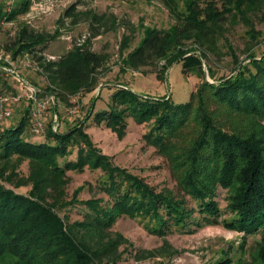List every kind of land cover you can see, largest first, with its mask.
I'll list each match as a JSON object with an SVG mask.
<instances>
[{"label":"trees","instance_id":"1","mask_svg":"<svg viewBox=\"0 0 264 264\" xmlns=\"http://www.w3.org/2000/svg\"><path fill=\"white\" fill-rule=\"evenodd\" d=\"M164 1L176 22L168 28L147 27L125 63L140 69L161 60L167 67L181 60L186 73L198 69L204 80L189 101L178 104L167 95L144 96L119 85L109 107L98 111L95 120L120 137L126 134L128 118L150 124L144 140L169 160L179 193L158 190L116 164L86 129L92 114L67 128L61 121L55 129L50 121L37 133L27 109L17 124L0 128V264H119L133 244L114 228L121 216L147 219V229L164 237L160 248L147 250V255L137 252L136 258L155 256L163 249L170 252L167 235L175 230L193 233L218 223L245 235L264 229V125L259 124L264 121V53L251 54L244 64L237 61L232 75L216 77L207 51L201 50L211 48L210 42L223 33L226 14L245 18L260 10L264 0H223L222 9L213 0H205V8L188 0L187 11L180 10L176 0ZM30 3L20 0L8 12L0 7V20L25 13ZM77 6L70 5L64 15L73 23L89 21L90 37L58 59L43 54L56 33L25 26L6 45L15 56L30 52L53 84L70 92L95 84L104 59L91 48V38L102 33L100 26L110 30L118 24L112 15L78 11ZM204 63L213 82L205 76ZM41 90V95L48 92ZM241 118L255 126L242 124ZM189 125L194 128L191 134ZM25 160L33 178L27 182L18 171ZM86 167L103 171L100 185L107 198L79 199V187L66 199L67 172ZM28 185L27 193L19 190ZM220 189L227 193L224 208L217 198ZM77 204L87 208L82 219L61 215L60 210ZM225 212L228 216L221 219ZM231 260L223 257L213 264Z\"/></svg>","mask_w":264,"mask_h":264},{"label":"rangeland","instance_id":"2","mask_svg":"<svg viewBox=\"0 0 264 264\" xmlns=\"http://www.w3.org/2000/svg\"><path fill=\"white\" fill-rule=\"evenodd\" d=\"M31 0L30 7L34 2ZM56 6L52 13H41L31 23L25 19V14L29 9L13 18L4 16L0 20V49L6 50V45L13 43L19 31L28 26L42 32L56 33L57 36L50 40L43 51V54L50 59H58L67 54L75 46H80L90 37V22L81 20L73 23L71 18L64 15L65 10L77 2L78 11L89 9L97 13H106L116 18L117 26L108 30L106 26H100L101 34L91 38V48L100 53L104 59L103 65L96 75V82L91 88H84L78 92H70L60 89L54 85L53 81L43 72L39 63L32 54L23 51L14 55L13 51L6 50L14 57L16 70L29 82L40 89H47L48 93L56 96L59 93L61 98L56 105L50 109L51 116L47 119L52 125L54 115H59V122L63 128H67L79 123L91 115L86 125L87 131L92 136L96 144L113 161L126 167L131 172L146 179L158 190L172 189L179 193L177 183L169 160L161 154L155 147L149 145L144 140V133L150 128V124H138L132 118H128L129 126L126 134L122 137L116 131L109 128L105 122L97 123L96 113L109 107L111 96L119 85H125L137 93L160 98L165 95L178 104L190 100L192 93L204 80L198 69L186 73L181 60L174 62L170 66L164 65L165 60H161L152 66L132 69L125 63V57L129 51L135 48L144 37L147 27L168 28L176 22L164 0H50ZM180 10L187 11L188 0H176ZM190 1V0H189ZM225 1V0H224ZM223 0H213L219 9L224 5ZM199 2L200 8H205L207 1L192 0ZM20 0H0V7L5 11L14 9ZM226 4V3H225ZM245 15L239 13L236 17L226 14L223 20V33L218 34L214 42H210V47L202 46L201 50L207 51L209 55L208 63L216 73V77L229 76L235 72V64L241 61L243 64L248 61L251 54L260 56L264 53V6L260 10H255ZM248 21V22H246ZM128 22L131 24L127 25ZM128 27L130 29H128ZM253 29L257 34L251 36L249 30ZM216 43V44H215ZM205 76L214 81L209 74L207 64L204 63ZM18 82L12 77L0 75V92H13L18 97L20 92ZM15 88H14V87ZM19 109L13 106V117L0 123V128L15 125L26 112L27 102L24 98L19 99ZM77 106L78 111L74 116H67L66 110ZM242 124L252 125L250 121L240 119ZM259 123L264 125V121ZM59 127V126H58ZM193 125H189L188 133H192ZM65 159H61L64 163ZM19 175L22 180L27 178L31 181L30 165L25 160L19 166ZM69 181L66 184L65 198L71 199L75 190L81 187L77 195L79 199L90 197L107 198L101 188L103 171L92 170L88 167L84 171L70 170L67 172ZM31 185L19 188L22 192H28ZM226 190L218 191V200L222 208L226 206ZM64 198V197H63ZM193 205V201H192ZM87 208L81 204L66 207L60 210L61 215H68L70 220L83 218V212ZM225 212L223 217L228 216ZM147 219L129 216H121L115 224V230L122 232L133 243L129 246L130 252L125 255L124 260L119 264H213L223 257H229L231 264H264V256L261 255L264 247V229L250 235L243 232L229 229L223 225L207 224L199 227L195 232L188 233L175 230L167 235L170 243V252L160 250L155 256L136 258L134 255L141 252L147 255V250L160 248L164 244V237L151 233L146 227ZM125 245L121 246L123 249Z\"/></svg>","mask_w":264,"mask_h":264},{"label":"built area","instance_id":"3","mask_svg":"<svg viewBox=\"0 0 264 264\" xmlns=\"http://www.w3.org/2000/svg\"><path fill=\"white\" fill-rule=\"evenodd\" d=\"M14 1V0H11ZM56 4L50 0H39L33 3L29 11L25 14V19L31 23L41 13H52ZM11 11V8H9ZM0 75L13 77L18 82L19 96L16 97L12 92H0V123L11 119L14 114L12 103H19V99L24 98L29 109L31 118V127L37 132H44L47 125V119L51 116L50 109L57 104L56 96L52 93L41 95V89L29 82L15 68L14 57L6 50L0 49ZM78 111L77 106L70 107L66 110L67 116H74ZM55 129L60 125L59 115L56 113L53 117Z\"/></svg>","mask_w":264,"mask_h":264},{"label":"crops","instance_id":"4","mask_svg":"<svg viewBox=\"0 0 264 264\" xmlns=\"http://www.w3.org/2000/svg\"><path fill=\"white\" fill-rule=\"evenodd\" d=\"M10 78H12V77H10ZM14 86L17 87V84H14ZM14 86H13V87H14ZM15 87H14V88H15ZM12 93H13V92H12ZM15 104H16V105H15V106H16L15 108H16V109H19V108H17V107H19L20 103H15Z\"/></svg>","mask_w":264,"mask_h":264},{"label":"water","instance_id":"5","mask_svg":"<svg viewBox=\"0 0 264 264\" xmlns=\"http://www.w3.org/2000/svg\"><path fill=\"white\" fill-rule=\"evenodd\" d=\"M206 72H208L206 69H205ZM210 80V79H209ZM211 82H213L212 80H210ZM48 93V92H47Z\"/></svg>","mask_w":264,"mask_h":264}]
</instances>
